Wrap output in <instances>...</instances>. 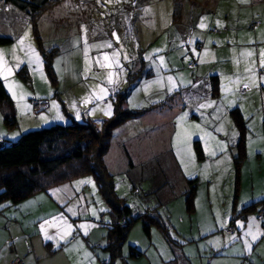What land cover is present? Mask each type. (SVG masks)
Segmentation results:
<instances>
[{
	"label": "rangeland",
	"instance_id": "obj_1",
	"mask_svg": "<svg viewBox=\"0 0 264 264\" xmlns=\"http://www.w3.org/2000/svg\"><path fill=\"white\" fill-rule=\"evenodd\" d=\"M219 1L216 13L215 10L194 9L191 1H185L180 22L174 23V0H52V4L35 14L0 0V36L13 39L7 45H0L3 56L0 76L12 95L17 119L16 126L8 127L0 109V131L5 128L9 132L22 134L52 123L83 122L85 117L93 119L101 127L103 120L114 114V100L118 92L124 91L130 83L133 92L127 98L126 107L145 109L159 99H165L166 90L168 94L180 90V82H204L205 78L219 75L228 69H232V72L225 73L223 81L241 82L248 78L257 81L259 74L264 77V55L261 56L259 67V58L253 54L261 43L260 39L264 40V35L260 34L259 40L254 41V47L243 48L238 45L235 37L237 28L249 30L255 36L259 27L254 30L252 23L256 21H261L264 29V18L258 17L264 15V0ZM227 21L232 22L231 30ZM201 23L205 27H200ZM228 30L234 33V37L230 44H224L220 41V34ZM21 37L24 38L23 44L20 43ZM214 38L217 39L216 43ZM109 43L110 47L107 46ZM209 47L215 49L212 57L207 52ZM202 50H205L204 56L207 58H203L199 68L198 65L195 68L189 67V62L195 58L200 61L199 52ZM105 55L107 60L104 59ZM47 60L51 61V66ZM22 69L27 71L28 81L20 74ZM140 70L141 78L136 75ZM148 70L153 71L154 75L146 78ZM169 77L172 78L171 81ZM101 89L105 91L102 92ZM182 96L185 107L176 121L181 132L179 141L176 135L173 136L169 121L162 126L164 115L172 114L170 110L145 115L128 124L146 123L150 120L153 126L149 132L139 129V125L115 129L106 158L113 171L118 194L127 200L133 209V215L137 216L163 203L159 207L160 214L169 223L177 242L196 240L195 244L188 243L187 249H184L193 264H210L213 246L203 232L215 228L217 221L221 228L226 207H233L236 189L233 157L237 153V146L233 141L237 142V139H233V134L228 135L222 129H215V126L211 134H206L208 132L201 127L210 122L231 121L228 116L221 120L218 114L223 104L221 101L212 100L214 109L210 111L207 107H200V102L191 89L183 92ZM34 98L49 104L38 116H34L28 106ZM185 113V119L178 120ZM193 113L199 115L198 120L194 118L192 121ZM41 117L49 122L37 128H25L29 120L39 121ZM185 133L188 134L186 139ZM19 136L13 138V141H17ZM198 139L206 146L204 159H200L201 155L196 149ZM253 139L256 140L251 143L248 159L241 169L244 178L241 193L243 196L246 191L248 193L251 190L253 180L255 196L264 197L260 196L264 191V134L255 135ZM123 141L127 142L134 159L143 158L154 150L152 147L180 148L185 174L198 179L199 192L195 199V211L187 209L185 192L180 195V177L170 159L162 163V174L165 175L166 185L170 190L166 191L170 194L169 199L164 200L159 195V184L146 180L147 172L141 160L137 159V166L131 169V173L126 172L129 160L122 146ZM209 155L213 160L208 158ZM88 180L90 182L78 183ZM8 204L11 205V201L3 202L0 208H5L6 213L11 216L22 217L19 208L13 210V204L11 208L6 207ZM87 205H90L91 212L86 210ZM17 206L41 215L45 211L46 216L42 215L43 233H46L47 228L50 233L53 227L45 224V221L63 228V220L51 213L66 208L63 219L67 218V223L73 226L69 237H82L92 248L90 237L87 234L83 236L79 230L81 224L87 227L91 225L95 243L105 247L107 226L104 223L105 220H110L112 210L92 174L75 176L62 184H50L46 189L37 190L19 202ZM102 213L105 214V220L100 223ZM61 214L64 215V212ZM251 216L256 217L259 226L262 225L257 214ZM220 233L222 234V230ZM244 243H250L252 248L254 241L252 238H242L237 247L240 251L242 246L241 254L244 253ZM131 245L143 251L141 257L132 260H138L136 264H172V259L176 257L174 247L165 240L159 228L153 227L149 237L139 219L134 222L123 245L124 258L119 259L117 264H126V261L131 263ZM247 251L251 252V249L247 247ZM227 252L231 253L229 250ZM248 259L245 260L247 263ZM212 264L235 262L214 261Z\"/></svg>",
	"mask_w": 264,
	"mask_h": 264
},
{
	"label": "crops",
	"instance_id": "obj_2",
	"mask_svg": "<svg viewBox=\"0 0 264 264\" xmlns=\"http://www.w3.org/2000/svg\"><path fill=\"white\" fill-rule=\"evenodd\" d=\"M219 2L220 1L218 0V3ZM217 5L215 6V8L217 7ZM215 8L207 7L204 10L214 11ZM216 11L217 10H215V13ZM258 17L263 19L264 15H258ZM239 21L237 23H239ZM227 25L229 27V30H231L230 28L233 27L232 22L227 21ZM252 28L254 30L258 28V32L255 34V36L249 30H242L240 28H237L235 30V37L237 38L238 45H240L241 48L254 47L253 46L255 45L254 41L259 40L260 34L264 35L263 23L261 21H256L252 23ZM229 30L220 34L221 35L220 41H223L222 43L224 44L225 43L230 44L231 42L230 40H232L234 37V33H231ZM214 41L216 43L217 39L214 38ZM205 42H207V38ZM259 42L261 43L254 50L255 52H253V54L257 55V57L259 58L258 66L260 67L261 59H262L261 56L264 55V48L262 52V47H264V40L260 39ZM213 51H215L213 47H209L207 49V52H210L211 57H212L211 54H213ZM199 53L201 57H200V61H198V68L200 66V62H203L204 60L203 58H207L204 56L205 50L204 51L202 50ZM231 72H232V69H228L226 71H223V73H219L218 75L219 76V94L217 96H214L212 93V85H211V82L209 81L210 78H205V80H203L204 82H200L197 80H194L195 82L194 81L193 82H180V91L182 92L179 94L178 97H175L174 102L168 99V97L173 93L168 94V90H166L167 95L165 96V99H159V101L166 100L167 104L162 107H157L155 109L147 111L145 115L147 116L150 114L155 115L160 112L170 110L172 114L164 115L162 126L164 122L169 121L168 124L171 125L173 136L176 135V132L178 130V124L176 122L177 117L181 115L180 112L185 107V105L183 104L184 100H183L182 95H183V92H186L189 89H191L192 92L194 93V97L197 98L198 101L200 102V105L202 104L207 105L206 107L210 109V111H212V109H214V104L211 101L212 100H217L219 102L221 101L223 104L220 106L219 111H218V114H220L221 116L220 117L221 120H223L224 118L227 119V116L230 117L231 121L229 120H226L225 122L215 121V122H210V123H207L201 126L202 129H205V132H208L206 134H211L212 133L211 130L215 126V129H222L228 135L233 134V139L234 140L237 139V142H238V139H239L238 129L230 114L231 109L238 107L244 114V117L246 118L247 126H248V131H247L248 138H247V145H246V152H247V159H248L249 151L252 148L251 143L254 140H256V139H253V136L255 135L258 136V134H264V77L263 75L259 74V79H257V81L252 80L253 78H248L246 80H242L241 82L234 81V80L232 82L223 81V76H225V73L229 74ZM256 73H257V68H256ZM246 84L248 85L247 88L244 87V85ZM28 106L31 107V103H28ZM145 115L143 117H145ZM143 117H140V118L142 119ZM140 118L130 120L129 122L138 121V119ZM194 118L198 120L199 115L193 113L192 121H194L193 120ZM51 120H54V119H51ZM32 121L33 122L29 120L25 128H37L38 126H42L44 124H47V122H49L47 121V119L46 121L42 120V117L39 119V121H36V120H32ZM126 125H136V126L139 125L141 127L139 129H142V130L144 129V131H148V132L153 126L152 124H150V120H149L146 123L139 122L137 124H128V122H126L124 125L118 127L117 129L124 127ZM20 134H21L20 132L18 133L9 132L7 129L4 128V129H1L0 131V139L7 138V139L13 140V138H17V136H19ZM237 142L233 141V144L236 146ZM126 144L127 142L123 141L122 146L124 148L127 158L128 156H130L131 161H129V164L125 168V170L126 172L131 173V169H134L137 166L136 161L139 158L135 157L136 159H134V156H132L131 154L132 151L129 149V147ZM200 144L202 147V155L199 157L200 159H204L205 158L204 153L206 150V146L201 141H200ZM225 145H227V143ZM151 149H154V150L148 152L147 155H144L143 158L139 159L141 160L142 164L145 165V169L147 172L146 180H149V181L153 180L154 182L159 184L160 187L157 189L159 195L161 197H164V200L166 198L169 199L170 194L167 193L166 191L170 192V190L168 189V186L166 185L167 181L165 179V175L162 174L163 173L162 163L166 159H170V162L174 166H176L178 175L180 177L179 178V182L181 184V188L179 190L180 195L184 194V192L188 189L187 179L192 178V177H187V175L185 174L183 170V167H182L183 165L181 163V158H180V148L177 149L174 146H168V147L161 146V148L152 147ZM178 151H179V155L177 154ZM209 156L210 157L208 158L213 160V157L211 155ZM247 159L245 160V162L247 161ZM245 162L241 165V169L243 165L245 164ZM107 163H108V160H107ZM132 175L134 177L133 173ZM197 176L199 177L200 175H197ZM251 183H252L251 190H248V193L246 191V194L242 196L241 192H242V187L244 186V178H243V172L241 170L239 185L236 183V180H235L236 189H235L233 207L232 208L226 207L227 210H225V213H224L225 218H224L223 225H221V228H219L218 227L219 222L217 221L215 228L207 229L205 232H203L205 233V236L210 239L211 244L213 246V249H212L213 252L211 253L213 257L210 260V264H212L214 261H217L218 263L219 262L228 263L231 260L234 261L235 264H240V263L241 264H255V261H256V264H259V262L261 263L264 262V222L261 221L262 225L260 226L256 222L257 219L250 222L249 218L254 217L251 215H256L257 214L256 211L254 212H244L243 211V208L247 206L248 204L256 202L264 198V197L255 196L254 181L252 180ZM116 189H117V185H116ZM198 192H199V189L197 188L196 195L198 194ZM84 194L80 195L79 198L83 197ZM262 195L264 196V191H262L260 196ZM11 205L8 204L6 205V207L10 206L11 208ZM13 206H14L13 210L19 208L22 211V217H18L15 215L11 216L8 213H6V211L4 210L5 208H0V264H11L13 258L16 255L22 256L25 259L26 264H102L103 260L110 257L109 253L106 251L104 247L95 243L93 239V231H92L91 225L88 226L86 229L79 227V230L83 236L87 234L90 237L92 248L86 244V242L83 240L82 237L78 238L79 236L73 241H71L73 236L69 237V235L61 239L63 228L57 225L51 228L50 233H48V228L45 231L46 233H43L41 229V225L43 223L42 215L44 214L43 216H46V214H45V211L44 210L42 211L40 207L39 208L42 211V215L40 213L37 214L33 212L32 210L31 211L26 210L23 207L17 206V204L15 205L13 204ZM63 209L64 210L59 209L55 212H52L51 214L56 215L60 218L64 217L65 212H67V209L66 208H63ZM86 210L88 212H91L90 205L89 206L87 205ZM60 211L64 212V215H62ZM193 211H195V207ZM38 215H41V216L37 217ZM65 220H67V218H65ZM238 221L241 222V224H238L237 223ZM249 223L253 225V228H252V230H254L253 232L256 231L255 233L259 234V238L255 240L254 243L252 244V248H250L251 252L247 251V246L244 243L243 244L244 253L241 254L242 246H241L240 251H238L237 249L238 244L241 243V239L247 238V237L251 238V236L246 234V232H248ZM231 226H235L236 230L233 232H228L227 229ZM221 230H222V234L220 233ZM237 232L238 234L236 235ZM225 236H227V238ZM48 237H51V239H48ZM195 241H196L195 239H188L184 241L182 243L181 249L179 250L183 252L184 255H186L189 259H190V256L187 253H185L184 249L185 250L187 249L188 243L190 245L195 244L194 243ZM199 241H201V239ZM105 244H106V239H105ZM188 247L190 246L188 245ZM227 250H229L231 253H228ZM238 253H239V256L237 255ZM247 255L248 257H246ZM130 258H131V263L126 261V264H132V263L136 264V261H138V260L132 261L133 259H136V258H133V257H130ZM247 258H249L248 259L249 263L245 261L247 260ZM191 264H193L192 261H191Z\"/></svg>",
	"mask_w": 264,
	"mask_h": 264
},
{
	"label": "trees",
	"instance_id": "obj_3",
	"mask_svg": "<svg viewBox=\"0 0 264 264\" xmlns=\"http://www.w3.org/2000/svg\"><path fill=\"white\" fill-rule=\"evenodd\" d=\"M3 1L33 14L40 12L47 5L52 4V0ZM185 1L188 0H174V23L180 22ZM189 1H191L190 3L194 6V9L199 10L200 8L203 10L207 7L215 8L218 3V0ZM12 41L13 39L9 36H0V45H7ZM194 60L195 65L191 66L190 63L192 61H190L189 67L195 68L198 65L197 58ZM47 63L51 66L50 60H47ZM140 73H142V70L137 72L136 75L141 78ZM20 74L26 81L29 80L26 70L22 69ZM145 75L146 78H149L154 75V72L148 70ZM209 81L212 85L213 95L217 96L219 94V76L211 75ZM131 92H133L132 83L124 91L118 92L114 100V114L110 118L104 119L101 127L93 119L85 117L83 122L73 121L67 124L52 123L49 126L29 130L22 133L17 141L7 138L0 139L2 141L0 142V204L11 201L15 205L30 197L37 190L46 189L50 184H62L75 176L92 174L97 182L99 191L112 210L111 218L108 222L105 220L104 213L102 214V221H100L101 223L105 220L104 224L107 226L104 248L110 256L103 260L102 264H116L118 259L124 258L123 245L128 238L134 222L138 219L142 221L144 232L149 237L152 234V228L157 227L165 240L171 243L174 247V253H176V257L172 259V264H191L190 259L183 252L179 251L182 243L177 242L178 240L173 237L169 223L160 214L159 207L162 204H158L153 209L134 216L132 207L127 203L125 198L118 194L116 189L114 174L106 160L115 129L130 120L143 117L147 111L167 104V101L163 100L156 101L145 109H130L126 107V104ZM181 92L179 90L171 94L168 99L174 102L175 97H178ZM32 101L31 112L33 108ZM0 109L3 113L4 123L8 127L16 126V107L12 95L7 91L1 76ZM39 113L34 114L32 112L34 116H38ZM230 114L239 133V139L236 144L237 153L233 158L236 183L239 185L241 165L247 159L248 126L240 108L235 107L231 109ZM196 149L199 155H202V147L199 140L196 141ZM128 158L131 161L130 156ZM187 183L188 189L185 191L186 205L187 209L192 212L195 207L198 180L197 178H188ZM260 208H264V198L248 204L243 208V211H256L258 213ZM261 221L264 222V220ZM73 240L74 237L71 241ZM142 254V250L131 245L130 257H141Z\"/></svg>",
	"mask_w": 264,
	"mask_h": 264
},
{
	"label": "snow or ice",
	"instance_id": "obj_4",
	"mask_svg": "<svg viewBox=\"0 0 264 264\" xmlns=\"http://www.w3.org/2000/svg\"><path fill=\"white\" fill-rule=\"evenodd\" d=\"M199 26L202 27V28L205 27V25L203 23H201ZM25 35H27V34H25ZM113 35H115V33ZM117 39H118V37H117ZM23 42H24V38L21 37L20 43L23 44ZM107 46L110 47L111 46L110 43ZM104 59L105 60L108 59L107 55L104 56ZM160 59H161V62H163V57H161ZM2 63H3V56H2V53H0V65H2ZM171 80H172V78L169 77V81H171ZM109 82H111V76L109 77ZM244 87L247 88L248 85L246 84V85H244ZM101 91L103 92L105 90L101 89ZM206 106L207 105H204V104L200 105L201 108L206 107ZM106 114H110V113H106ZM186 116H187V113H185L184 116L179 117L178 120L182 121V120L185 119ZM77 118H79V117H77ZM178 129H179V124H178ZM187 135H188L187 133L184 134L185 139L187 138ZM180 137H181V132L178 130L177 133H176V138H177L178 141L180 140ZM177 154L179 155V151H178ZM213 154H215V153H213ZM87 182H90V180H88V181H79L78 183H87ZM68 210L72 211L71 209H68ZM93 214H95V211H93ZM61 219L63 220V232L61 234V239H63L65 236L71 234V229H72L73 226L71 224H68L67 221L63 219V217H61ZM255 219H256L255 217H250L249 221L251 222V221H254ZM237 223L241 224V222H239V221ZM45 224H50V226H55V225H52L49 221H45ZM241 226H243V225H241ZM79 227L86 229L87 226L84 225V224H81V225H79ZM252 228H253V225L251 223H249L248 232L246 234L251 236L252 240L255 241V240H257L259 238V234L253 232ZM41 229L44 230V225L43 224L41 225ZM48 239H51V237H48ZM246 246L248 248H251V244L250 243L247 244Z\"/></svg>",
	"mask_w": 264,
	"mask_h": 264
},
{
	"label": "built area",
	"instance_id": "obj_5",
	"mask_svg": "<svg viewBox=\"0 0 264 264\" xmlns=\"http://www.w3.org/2000/svg\"><path fill=\"white\" fill-rule=\"evenodd\" d=\"M191 66H194L195 65V60H193L191 63H190ZM47 106V102L45 101H42L40 99H33L32 101V112L34 114H37L39 113L41 110H43L45 107ZM257 218L259 220H264V208H261L258 210V213H257ZM236 228L235 226H231L227 229L228 232H233L235 231ZM107 263V261H105ZM11 264H26L25 260L23 257L17 255L15 256V258L13 259L12 263Z\"/></svg>",
	"mask_w": 264,
	"mask_h": 264
},
{
	"label": "water",
	"instance_id": "obj_6",
	"mask_svg": "<svg viewBox=\"0 0 264 264\" xmlns=\"http://www.w3.org/2000/svg\"><path fill=\"white\" fill-rule=\"evenodd\" d=\"M0 142H2V141L0 140Z\"/></svg>",
	"mask_w": 264,
	"mask_h": 264
}]
</instances>
